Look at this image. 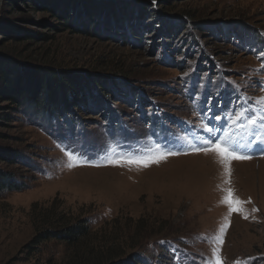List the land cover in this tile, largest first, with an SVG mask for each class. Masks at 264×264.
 Masks as SVG:
<instances>
[{"label":"rangeland","instance_id":"rangeland-1","mask_svg":"<svg viewBox=\"0 0 264 264\" xmlns=\"http://www.w3.org/2000/svg\"><path fill=\"white\" fill-rule=\"evenodd\" d=\"M44 1L0 0V55L51 82L46 110L0 100V147L22 154L0 168L24 183L0 192V264H209L213 249L264 264V0H51L80 11L73 28ZM205 126L251 157L231 161L230 184L214 152L192 150ZM156 145L179 154L108 163ZM76 224L73 240L51 233Z\"/></svg>","mask_w":264,"mask_h":264},{"label":"trees","instance_id":"trees-1","mask_svg":"<svg viewBox=\"0 0 264 264\" xmlns=\"http://www.w3.org/2000/svg\"><path fill=\"white\" fill-rule=\"evenodd\" d=\"M46 1L47 0H45L44 3ZM93 6H94L93 4L86 5V8L87 10L88 9L91 10L89 11L90 23H92V25H95L96 20L98 18H97V12ZM95 8L97 9L96 6ZM43 9L54 13V16L62 17L64 22H62L61 24L63 26L68 25L69 28H73L72 26L75 25L76 20L78 22L80 21V19L77 17L80 11L75 12L73 14L72 8H71V11L64 10V9L58 10V7L56 6V4H54L53 1H51V3H48L46 6H43ZM125 11H128V10H125ZM127 14L132 15L134 14V11L129 10ZM108 22L110 21L106 19L104 20V24H107ZM90 26H91L90 24H86L85 26L81 25V27H83L84 29L86 27H88L89 29ZM28 37H32V36H28ZM27 69L29 68H27L21 62L15 61L11 57H5L4 55L2 56L0 55V100L8 102L11 105L9 107L11 108V110H14L15 108L19 109V107L28 108L30 106L33 107V109L36 108L39 110L40 109L46 110V107L48 108L47 103L49 104L50 102L49 100L51 99L50 97L51 82L49 81L47 83L48 85L44 84V82H42L40 77H37L36 75H32ZM37 74H39L38 70H37ZM49 77L51 79L56 78V82H57V77H54V75H51ZM97 83L101 88L102 87L105 88V90L106 89L109 90L108 88L109 86H111L110 81L108 80L106 81V79H103V78H99V82ZM57 86L60 89V86L59 85ZM63 94L65 95V93ZM76 95L79 97L80 93H77ZM80 101L83 103L82 100ZM1 109L3 108L0 107V110ZM47 111H45V113H47ZM4 113H7V112H5L4 110L0 111V118L7 119L6 118L7 115ZM21 155L22 154L20 152L13 151L8 148L0 147V160L5 161L7 163L16 162L18 158L22 157ZM22 188H24V183L19 181V179L16 178L12 172H9L8 170L0 168V192L6 191V190L19 191ZM80 227L81 226H78V224H76L74 226H71L68 228H62V229L57 230V232H51V233L55 237L68 238V240H73L77 238L78 235L83 233L82 230H79ZM81 229H83V227ZM51 233H49L48 236H52ZM43 237H47V236H43ZM109 264H145V262L142 261L138 255H135L134 257H130L125 260H118L117 262H114V263L110 262Z\"/></svg>","mask_w":264,"mask_h":264},{"label":"snow or ice","instance_id":"snow-or-ice-1","mask_svg":"<svg viewBox=\"0 0 264 264\" xmlns=\"http://www.w3.org/2000/svg\"><path fill=\"white\" fill-rule=\"evenodd\" d=\"M260 103L264 104V97L260 98ZM243 115V114H241ZM219 119V117H217ZM239 119V117H237ZM250 124H255L256 120H249ZM205 131L212 133V135L200 142L199 147L192 146V150L195 152L204 151L205 154L208 153V151L214 152L218 158L219 162L224 165L225 168V175L226 180L225 183L230 184V177H231V161L232 160H244V159H250V156L241 154L242 152V146L239 144H236L235 146L230 141V137L227 133L223 137L215 135L216 129L213 128H207L205 126ZM215 141V143H213ZM261 151H264V147L260 149ZM179 153L170 152V151H164L161 149L159 145L155 146V151H150L146 156L143 157H122L120 159H109L108 163L120 165L123 166L125 164L132 166V165H138L142 167H148L153 163H159L162 160H166L169 156L172 155H178ZM69 160L78 159V157L73 156L72 153H67ZM69 167L74 166L73 164H69ZM224 192L226 193L224 197L222 198V203L228 205L229 213L236 211L240 212L242 214L245 213V209L243 208L244 201L239 200L238 197H235L233 194V190L231 188L224 189ZM250 202V201H249ZM255 211V209H253ZM245 218H247V215H245ZM223 231V229L221 230ZM219 242L222 243V236L219 238ZM218 252V249H213L214 259L212 261H209V264H222V261L216 255ZM236 264H241V262L237 261Z\"/></svg>","mask_w":264,"mask_h":264}]
</instances>
